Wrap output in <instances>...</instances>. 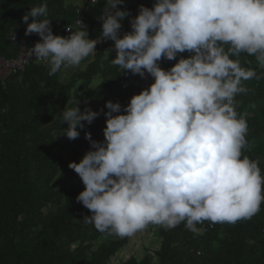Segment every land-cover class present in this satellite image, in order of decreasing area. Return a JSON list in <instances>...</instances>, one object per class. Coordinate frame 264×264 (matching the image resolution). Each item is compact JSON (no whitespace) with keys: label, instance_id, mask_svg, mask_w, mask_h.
I'll list each match as a JSON object with an SVG mask.
<instances>
[{"label":"clouds","instance_id":"obj_1","mask_svg":"<svg viewBox=\"0 0 264 264\" xmlns=\"http://www.w3.org/2000/svg\"><path fill=\"white\" fill-rule=\"evenodd\" d=\"M74 3L81 8L83 0ZM123 4L105 0L95 39L81 20L75 30L67 28L68 36L54 35L47 3L21 18L25 35L40 37L28 58L47 66L49 75L80 68L98 43L111 40L113 65L153 78L123 108L105 101L104 139L85 132L90 149L68 164L84 185L76 200L91 213L82 222L102 234L131 236L149 224L171 229L184 222L199 233L206 220L250 219L264 202V176L257 160L242 156L247 114L237 113L235 97L248 91L242 81L259 77L230 57L246 53L264 67V0H155L151 8L140 5L131 30L121 33L130 16L117 7ZM162 59L176 63L165 70ZM77 96L75 90L61 117L70 140L79 137L82 122L100 115L80 111Z\"/></svg>","mask_w":264,"mask_h":264},{"label":"trees","instance_id":"obj_2","mask_svg":"<svg viewBox=\"0 0 264 264\" xmlns=\"http://www.w3.org/2000/svg\"><path fill=\"white\" fill-rule=\"evenodd\" d=\"M126 2L130 16L123 21L121 33L131 30L129 19L140 5L151 8L155 0ZM42 3H47L54 35L62 36L64 27L77 18L84 20L86 30L96 23L66 0H0V57H14L21 43L32 47L40 40L35 33L25 35L21 18ZM104 3L98 0L93 8L101 13ZM100 31L101 23L90 34L96 38ZM110 42L98 43L97 53L65 79L60 73L49 75L47 66L33 62L0 81V264H109L127 242V236L102 234L82 222L91 215L76 200L84 185L68 167L90 149L85 132L96 141L104 139L105 101L123 108L139 93L121 88L119 82L129 72L122 73L110 62L115 57L105 58ZM187 56L180 53L177 59ZM230 58L259 77L242 81L248 91L235 97V110L247 114V147L242 156L257 160L264 176V67L246 53ZM75 90L80 111L90 108L100 115L91 124L82 122L79 137L70 140L63 135L67 123L61 117ZM156 232L157 247L121 264H264V202L250 219L215 223L199 233L184 222L171 229L160 226Z\"/></svg>","mask_w":264,"mask_h":264},{"label":"crops","instance_id":"obj_3","mask_svg":"<svg viewBox=\"0 0 264 264\" xmlns=\"http://www.w3.org/2000/svg\"><path fill=\"white\" fill-rule=\"evenodd\" d=\"M67 1L68 3L74 4L79 10L82 11L83 14L95 19L96 21L95 25L90 30H87L88 38L95 39L94 34L91 35L90 33H94L95 29L100 25L101 21L98 20V17L101 15V13H99L93 8V6L90 4V0H83V5L81 8H79V6L76 3H74V0H67ZM128 4L129 3L126 2L123 5H119L118 8H120L121 10H125ZM123 21H121V24L123 23ZM75 29L76 28H74V30ZM112 46H113V42H110V44L106 49V51H108V56L110 58L115 57V51ZM91 58L92 56L82 61L81 67H83ZM77 69L78 68L71 69L68 71L67 74L63 76L60 75L61 79H65L67 76H69L72 72L76 71ZM151 225L152 224H149L145 229L137 231L135 234L131 236H127V242L123 245V247L120 250H118L113 256H111L109 264H121L123 260L127 259L130 256L140 257L146 249L152 250L153 248L157 247L159 243V238L156 234L157 232L152 231Z\"/></svg>","mask_w":264,"mask_h":264},{"label":"built area","instance_id":"obj_4","mask_svg":"<svg viewBox=\"0 0 264 264\" xmlns=\"http://www.w3.org/2000/svg\"><path fill=\"white\" fill-rule=\"evenodd\" d=\"M79 20H81L82 24L86 26L85 22L81 18H77L73 23H69L64 27L62 37H66L69 35V31L67 30L68 27L71 28H78L79 27ZM15 40V39H14ZM28 46L25 44H20L18 54L14 57H0V81L2 82L7 76L10 74L23 71L24 68L29 65L30 63L37 62L35 61V57L32 56L28 58L27 50ZM173 62L169 60H163L160 62V67L164 68L165 66L171 64ZM153 78L149 76L147 73L145 74L144 78H141L139 75H134L132 73H128L124 78H122L119 82L121 88L123 89H131L132 92H140L142 89H145L151 84ZM215 223L210 221H204L201 226L198 228L202 231L206 227L212 228L214 227ZM162 225H151L152 231H157V229ZM200 253V250H197V254Z\"/></svg>","mask_w":264,"mask_h":264}]
</instances>
